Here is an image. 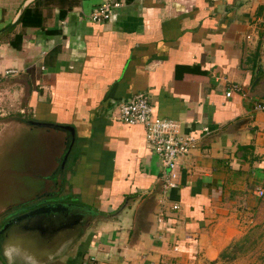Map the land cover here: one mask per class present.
<instances>
[{"label":"crops","instance_id":"0c3cea01","mask_svg":"<svg viewBox=\"0 0 264 264\" xmlns=\"http://www.w3.org/2000/svg\"><path fill=\"white\" fill-rule=\"evenodd\" d=\"M105 2L118 6L90 22ZM10 24L0 97L13 105L0 109L24 114L2 133L13 124L36 135L31 121L63 144L71 136L61 127L72 128L61 178L69 199L53 202L80 206L89 221L34 244L12 231L0 237V264H198L259 225L264 111L253 106H264V0H0V30ZM136 94L196 139L165 194L142 128L114 120ZM42 146L29 153V180L30 168L49 173L60 156L57 142Z\"/></svg>","mask_w":264,"mask_h":264},{"label":"rangeland","instance_id":"374dc122","mask_svg":"<svg viewBox=\"0 0 264 264\" xmlns=\"http://www.w3.org/2000/svg\"><path fill=\"white\" fill-rule=\"evenodd\" d=\"M5 95L7 94L5 93ZM3 103L10 105V107L11 105H13L10 101L3 100L0 97V106H2ZM4 113L6 112L0 109V215L5 214L6 212L8 213L7 216H5V214L1 216L0 219L7 218V220H9L11 218H17V216L19 217L25 214L26 209H24L23 207L16 208L18 205L20 206L27 203L32 204V202L35 203L36 200L41 199V195H44L45 193H50L49 197H53L59 200L58 198L60 196L68 194L69 191L66 185H64L63 181L61 180L62 176L64 177V173L62 172L61 174L59 173L60 176L58 175L59 177L57 176V178L55 179L56 182L53 186H56V188L54 189L49 188L52 186V184H50L46 180L50 172L39 174L40 177L44 179V186L41 189H22V186H28V182L30 181L29 178L25 177L26 173L25 175L23 174L24 167L31 164V162L27 160V158L29 157V153L34 154L37 151V148H40L41 145L36 146L34 135L25 136L24 134H22V131H16L14 128L18 127H13V124L12 128L10 129L12 130V132L10 133L13 134H6V131H4L5 133H2V130L6 128V122L9 119L13 120L14 117L22 118L21 113H23V111L16 109L14 113ZM14 121L15 120H13V122ZM41 142L43 146L46 145V147L49 149H52L55 146L56 142L60 145L62 144L61 138H58L57 140L48 138L44 139V141L40 140V143ZM68 159L69 158L67 157L66 162ZM67 171V166H65L64 172L67 173ZM64 197L66 199H69V196ZM44 202L45 204L49 203L50 205H52L51 201L48 202L47 200H45L43 201V203ZM6 221H4L2 225ZM251 224L252 223L247 226H250ZM245 232L246 233L244 235L242 234V236H239L232 242L233 244H236L237 247V251L234 253L233 259H221L217 256L214 261L204 262L202 261V259H199L200 256L198 254V264H264V218H262V221L259 223V225L257 224L248 230L245 229ZM225 250L227 253L232 252L229 251V248H226Z\"/></svg>","mask_w":264,"mask_h":264},{"label":"built area","instance_id":"2783aa9c","mask_svg":"<svg viewBox=\"0 0 264 264\" xmlns=\"http://www.w3.org/2000/svg\"><path fill=\"white\" fill-rule=\"evenodd\" d=\"M118 4L103 3L94 8L87 16L90 22L102 24L109 18L110 10ZM11 72H5L9 74ZM229 92L225 94L229 96ZM254 110L264 111V106L254 104ZM114 120L126 126H139L144 133L147 147L157 157L160 173L159 183L162 194L175 190L178 185L179 163L194 146L196 139L192 135H184L179 131L178 125L171 120L159 119L152 116V109L148 99L143 94L131 96L126 102L120 104L114 115ZM203 129V132H206ZM262 191L257 190L256 196L262 197ZM170 209L176 211L178 206L172 204ZM161 213L158 217L160 221Z\"/></svg>","mask_w":264,"mask_h":264},{"label":"water","instance_id":"95a60500","mask_svg":"<svg viewBox=\"0 0 264 264\" xmlns=\"http://www.w3.org/2000/svg\"><path fill=\"white\" fill-rule=\"evenodd\" d=\"M12 24L0 30V34L12 28ZM33 126L44 127L43 124L27 122ZM61 129L70 133L71 139L67 151L61 160V171L63 170L67 156L73 143V130L70 127H61ZM66 205L60 203L46 204L38 209L28 211L22 216H17L7 220L0 228V237L10 234V229L15 225L14 231L27 237L29 243H35L36 238L41 241H49L65 230H73L82 220L80 214H68L62 217L61 214L66 211ZM74 212V211H73ZM68 213V211H67Z\"/></svg>","mask_w":264,"mask_h":264},{"label":"flooded vegetation","instance_id":"af4514ba","mask_svg":"<svg viewBox=\"0 0 264 264\" xmlns=\"http://www.w3.org/2000/svg\"><path fill=\"white\" fill-rule=\"evenodd\" d=\"M35 129H36V131L35 132H37L36 133V135H34V133H31V134H29V135H34V138H35V140H36V146L37 145H41V143H40V140H43L44 141V139L42 138V135H40L42 132H43V128L42 127H38V126H36V127H34ZM19 144H20V142H19ZM69 144H70V139L69 138H67L66 137V139H65V141L63 142V144H61V145H63V146H61V147H59V149H60V153H59V158H58V160H57V162H56V166H55V168L50 172V174L48 175V177H47V181L50 183V184H52V186L51 187H49V186H47V187H49V188H52V189H54V188H56V186H53L54 184H55V182H56V178H57V176L59 175V173L61 174V172L63 173V170L61 171V167H60V164H61V160H62V157H63V155H64V153L67 151V149H68V146H69ZM30 158H27V160H29ZM26 167H30L29 165L28 166H26ZM64 168V167H63ZM25 171V170H24ZM30 180H32L31 181V186H32V188H28V189H31V190H35V189H37V188H42L43 186H44V184H43V180H39V178H41L42 179V177H40V175H39V173H37V172H35V171H32L31 170V168H30ZM60 176V175H59ZM58 176V177H59ZM44 178V177H43ZM61 178V177H60ZM47 181H45V182H47ZM37 186V187H36ZM49 195H50V193H45L44 195H41V199H38V200H36V202L35 203H33L32 202V204H24V206H23V208L24 209H26L25 211L26 212H28V211H32V210H35V209H38V208H40V207H42V206H44V205H46L45 204V202L43 203V201H45V200H47L48 202L49 201H51V203L53 204V203H55V202H53V200H55L56 198H53V197H49ZM49 197V198H48ZM41 201V202H40ZM37 203H39V204H37ZM47 204H49V203H47ZM61 204H63V205H66L65 206V209H66V211L64 212V213H62L61 214V216L62 217H65L66 215H68V214H80L81 215V217H82V220H81V222L73 229V230H67V231H70V232H74V230H76V231H79V232H81V231H83V230H85V228H86V226H87V224H88V219H87V216H86V214H87V212H85V211H83L82 209H80V208H78V207H80V206H77V205H74V204H71V203H61ZM67 211H68V213H67ZM74 211V212H73ZM25 212V213H26ZM7 213V212H6ZM15 227H17V225L15 226H13L11 229H10V231H14V229H15ZM66 231V230H65ZM66 231V232H67Z\"/></svg>","mask_w":264,"mask_h":264},{"label":"trees","instance_id":"16d2710c","mask_svg":"<svg viewBox=\"0 0 264 264\" xmlns=\"http://www.w3.org/2000/svg\"><path fill=\"white\" fill-rule=\"evenodd\" d=\"M126 1H128V0H126ZM46 33L48 34V35H52V34H54L55 33V31H49V32H47L46 31ZM24 205H18L16 208H21V207H23ZM232 245V246H231ZM228 248H229V251H232L231 253H227L226 252V250H224V251H222L219 255H218V257H220L221 259H225V258H227V259H233L234 258V253L237 251V247H236V244H231ZM227 248V249H228Z\"/></svg>","mask_w":264,"mask_h":264}]
</instances>
